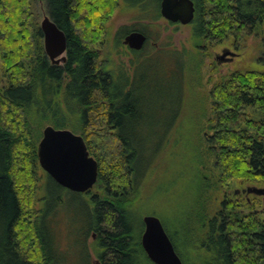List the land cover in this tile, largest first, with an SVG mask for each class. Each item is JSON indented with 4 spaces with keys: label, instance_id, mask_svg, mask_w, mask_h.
I'll return each mask as SVG.
<instances>
[{
    "label": "trees",
    "instance_id": "obj_1",
    "mask_svg": "<svg viewBox=\"0 0 264 264\" xmlns=\"http://www.w3.org/2000/svg\"><path fill=\"white\" fill-rule=\"evenodd\" d=\"M43 1L46 14L67 37L63 64H53L45 52L32 0H0V264L64 262L59 228L71 200L67 194L89 203L78 231L82 237L96 233L101 264H155L142 246L144 223L135 210L143 143L136 130L139 121L133 120L138 106L132 95L144 64L154 75L162 72L157 60L164 49L140 58L145 48L132 50L122 39L133 30L146 31L122 27L118 43L137 61L131 63L132 71L114 67L101 59L99 46L107 36L105 23L121 0ZM194 2L190 25L195 46L257 33L263 38V67L209 81L199 132L198 185L188 218L172 231L162 222L184 264H264L263 211L256 210L253 200L263 195L240 192L247 185L264 187V0ZM160 17L159 11L154 20ZM47 125L82 135L99 173L94 187L83 194L61 186L44 170L36 208V199H26L16 176L24 174L30 185ZM186 249L194 257L188 259ZM86 255L90 258L88 248Z\"/></svg>",
    "mask_w": 264,
    "mask_h": 264
},
{
    "label": "rangeland",
    "instance_id": "obj_2",
    "mask_svg": "<svg viewBox=\"0 0 264 264\" xmlns=\"http://www.w3.org/2000/svg\"><path fill=\"white\" fill-rule=\"evenodd\" d=\"M32 3L41 28L46 14L44 1L32 0ZM159 9L158 0L140 4L121 0L105 23L107 36L101 38L99 48L101 59H109L114 67L130 68L131 71V63L137 61V57L123 43H118L117 34L122 27L145 30L149 42H156L164 49L157 62H161L165 70L154 75L148 72V63L144 64L137 72L132 95V101L138 106L133 120L139 121L136 130L140 131L143 143L142 177L135 210L137 218L141 216V219L145 214H156L172 231L188 218L187 210L198 185L199 132L206 92L211 86L209 81L236 70L261 69L263 38L257 33L242 32L239 38L230 36L220 44L208 42L198 47L193 42L191 25L173 24L163 17L154 20ZM150 43L139 54L140 58L152 57L158 51ZM32 176L31 189L24 174L17 173L16 177L19 185L25 186L26 199H36L34 205L37 208L41 205L46 180V173L39 163ZM66 199L71 200L62 210L59 228L60 246L65 255L62 264H94L100 260L96 254V233L90 231L82 237L78 231L80 221L84 216L88 217L85 207L89 203H78L71 194H67ZM253 200L256 210L263 211L260 216L264 218V201ZM20 228L23 231L24 227ZM23 232L25 234L26 230ZM87 248L91 251L90 258L86 255ZM194 254L190 250L188 259Z\"/></svg>",
    "mask_w": 264,
    "mask_h": 264
},
{
    "label": "water",
    "instance_id": "obj_3",
    "mask_svg": "<svg viewBox=\"0 0 264 264\" xmlns=\"http://www.w3.org/2000/svg\"><path fill=\"white\" fill-rule=\"evenodd\" d=\"M194 0H161V16L173 23L190 24L195 17ZM44 48L53 64L66 60L67 37L56 22L45 14L41 22ZM147 40L143 31L133 30L125 35L123 43L134 50H141ZM39 163L57 183L75 192H87L97 182L98 161L90 155L84 137L68 128L47 125L38 145ZM244 191L264 196V187L248 186ZM238 193V191H237ZM142 246L155 264H184L177 253L161 218L145 214ZM94 264H100L97 260Z\"/></svg>",
    "mask_w": 264,
    "mask_h": 264
},
{
    "label": "flooded vegetation",
    "instance_id": "obj_4",
    "mask_svg": "<svg viewBox=\"0 0 264 264\" xmlns=\"http://www.w3.org/2000/svg\"><path fill=\"white\" fill-rule=\"evenodd\" d=\"M167 21H168V20H167ZM168 22H170V21H168ZM170 23H173V22H170ZM191 23H192V22H191ZM191 23H190V24H191ZM173 24H180V23H179V22H176V23H173ZM190 24H187V25H190ZM146 35H147V34H146ZM149 43H150V42H149V36L147 35V40H146V42H145L143 48H145V47L147 46V44H149ZM151 44H152V45H155V46L157 47V49H160V46H159L156 42H151L150 45H151ZM143 48H142V49H143ZM130 49H131V48H130ZM142 49H141V50H142ZM132 50H134V49H132ZM135 51H139V50H135ZM226 52L228 53L229 51H226ZM247 186H248V185H247ZM247 186H246V187H247ZM246 187H245V188H242L240 192H244V190L246 189ZM66 189H67V188H66ZM68 190H69V189H68ZM70 191H71V190H70ZM89 191H90V190H89ZM89 191H87V192H79V193L87 194ZM246 193H247V192H246ZM261 197L263 198L262 200L264 201V196H261ZM84 199H88V198L85 197ZM249 201H250V200H249ZM99 261H100V260H99ZM94 262H95V261H94ZM100 264H101V262H100Z\"/></svg>",
    "mask_w": 264,
    "mask_h": 264
}]
</instances>
